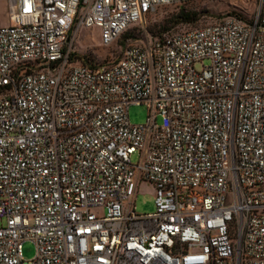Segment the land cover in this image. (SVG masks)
<instances>
[{"label": "built area", "instance_id": "built-area-1", "mask_svg": "<svg viewBox=\"0 0 264 264\" xmlns=\"http://www.w3.org/2000/svg\"><path fill=\"white\" fill-rule=\"evenodd\" d=\"M7 1L0 264H264V0L250 22L228 16L94 67L71 62L82 28L110 47L194 0ZM131 106L146 123L131 124ZM143 181L156 199L141 215Z\"/></svg>", "mask_w": 264, "mask_h": 264}, {"label": "rangeland", "instance_id": "rangeland-1", "mask_svg": "<svg viewBox=\"0 0 264 264\" xmlns=\"http://www.w3.org/2000/svg\"><path fill=\"white\" fill-rule=\"evenodd\" d=\"M186 10L196 14L198 21L192 25H177L178 14ZM257 4L254 0H219L196 1L184 5H170L159 8L156 14L150 15L146 20L130 29L126 37H122L116 44L108 48L103 47L98 28H82L78 34L75 48L79 57L90 60L92 64L99 65L120 60L126 47L132 44H145L166 32L181 33L195 28H201L216 23L230 13L239 14L249 22L255 17ZM0 14L4 22L8 19L9 4L7 0H0ZM209 61L197 65L198 69L209 66ZM148 109L146 106H131L129 109L130 122L141 125L147 122ZM138 157L133 161L138 162ZM156 190L152 183L143 181L133 199V206L138 214L155 212ZM23 255L26 261L36 256V245L28 241L23 244Z\"/></svg>", "mask_w": 264, "mask_h": 264}, {"label": "trees", "instance_id": "trees-1", "mask_svg": "<svg viewBox=\"0 0 264 264\" xmlns=\"http://www.w3.org/2000/svg\"><path fill=\"white\" fill-rule=\"evenodd\" d=\"M196 1H219V0H194V1H188V2H182V3H180V4H175V5H184V4H188V3H191V2H196ZM161 8V7H160ZM159 10V9H158ZM158 10H157V12H158ZM156 12V13H157ZM155 13V14H156ZM228 16H235V17H237L238 19H240V20H242V21H244V22H249L248 20H246L244 17H242L241 15H239V14H235V13H230V14H228V15H226L225 17H228ZM225 17H223V18H225ZM223 18H221V19H223ZM198 21V18H197V16H196V14H194V13H192V12H188V11H186V10H182L179 14H178V16H177V18H176V24L177 25H180V24H183V25H192V24H194V23H196ZM219 21V20H218ZM137 25H139V24H137ZM136 25H134V26H131L114 44H116L122 37H126V35H127V33H128V31L130 30V29H132L133 27H135ZM171 32H166V33H164V34H161V35H159V36H157L156 38H154L153 40H155V39H159V38H162L163 36H167V35H173V34H178V33H172V34H170ZM182 33V32H181ZM113 44V45H114ZM113 45H111V46H113ZM106 48H108V47H106ZM127 48V47H126ZM71 62L72 63H76V64H83V65H88V66H91V67H94L95 65L94 64H92V62L90 61V60H86V58H82V57H79L78 56V54H77V51H76V48H75V50H74V53L72 54V58H71Z\"/></svg>", "mask_w": 264, "mask_h": 264}]
</instances>
